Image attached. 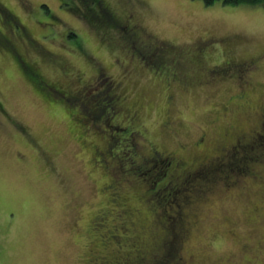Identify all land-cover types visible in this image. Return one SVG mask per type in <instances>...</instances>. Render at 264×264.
Returning <instances> with one entry per match:
<instances>
[{
	"label": "rangeland",
	"instance_id": "1",
	"mask_svg": "<svg viewBox=\"0 0 264 264\" xmlns=\"http://www.w3.org/2000/svg\"><path fill=\"white\" fill-rule=\"evenodd\" d=\"M65 1L0 0V8L9 9L44 50H28L24 37H18L12 28L6 29L8 26L0 21L8 38L2 41L11 48H0V264H85L90 242L100 238L87 232L88 222L102 206L109 210L114 206L134 209L129 221L137 222L133 229L139 237L144 232V251L155 255L160 247L155 243L160 231L156 225L161 217L176 211L174 205L166 207L162 196L156 203L155 192H159L158 186L167 184L164 188L169 193L172 181L182 182L194 175V184L201 192L192 191L181 203L190 229L180 244L176 238L163 244L167 254L171 253L166 264H181L182 260L187 264H264V146L252 148L258 156L254 164L251 162L257 171L255 177L237 174L232 168L223 171L222 166L214 167L209 174L204 171L219 165L218 159L202 170L193 168L194 163L205 160V154H211L213 143L218 141L222 147L237 136V131H229L230 124L236 123V130L256 127L259 115L253 108L264 105V6L223 4L221 0L211 5L202 0H102V6L107 5L117 21L115 16L133 13L140 20L141 33L154 36L156 45H172V52H181L178 59L185 55L186 60V52L196 39L214 37L225 38L226 46L223 51L216 48L208 52L205 66L224 58L256 61L239 82L235 74L212 86H196L193 82L182 86L175 82L167 85L161 74L164 69L155 71L156 66L147 57L145 61L141 58L143 64L130 60L138 46L126 32H117L119 28L113 31L112 18L100 22L107 14L98 13L100 18L89 20L85 14L92 4ZM17 51L24 60L27 57L37 65L48 80L67 77L75 84L77 74L82 73L85 80L99 76L103 84L88 92L95 104H90L91 109L103 103L96 102L98 91L104 92L112 81H122V89L116 92H126L127 100L121 108L132 103L142 107L137 129L143 136L126 140L137 144L136 150L106 157L108 173L100 169V163L92 168L89 158L94 147L108 144L110 151L116 152L119 141L123 142L120 139L129 135L118 131L121 118H125L118 109L109 117L108 106L116 110L120 103L110 100L105 108L107 116L96 117L86 104H72L70 108L47 100L22 72L14 56ZM184 70L195 71L188 65ZM241 89L246 101L238 97ZM109 93L113 95L111 89ZM166 113L171 122L168 128H162ZM262 123L264 129V120ZM201 134L202 145L196 147ZM236 138L230 156L238 148L246 149L242 145L248 138ZM149 142L158 152H174L181 157L170 159L166 154L168 159L163 157L162 162L160 158L156 162L141 160L148 154ZM128 153H134V165L140 163V175L124 182V176L129 175ZM170 222L176 230V222ZM116 245L109 237L106 243L97 245L101 250L97 255L112 257ZM100 246L107 247L106 251Z\"/></svg>",
	"mask_w": 264,
	"mask_h": 264
},
{
	"label": "flooded vegetation",
	"instance_id": "2",
	"mask_svg": "<svg viewBox=\"0 0 264 264\" xmlns=\"http://www.w3.org/2000/svg\"><path fill=\"white\" fill-rule=\"evenodd\" d=\"M80 1H84V2H89L90 5H96L98 8H96L95 6L91 5L90 11L87 12L85 15L87 16H91L92 19L94 18H98L100 16H102L103 14H107L108 16L105 17L108 19V17L112 18V12L110 11V9L108 8L107 5H103L102 6V0H80ZM105 1V0H104ZM67 2V1H65ZM107 8V10H106ZM97 10H100L99 12H97ZM98 13H101V15L99 16ZM90 14V15H89ZM114 15V13H113ZM124 16V18H123ZM122 17H116L119 21H117L116 19L112 18L114 20V26L113 27V31H115L114 29L119 28L120 31L117 32H121L124 31L126 32V36L129 37V40H134L135 44H137L138 49L134 48L136 51L134 53L131 54L130 56V60H135L137 59L138 62L142 59H144L147 57L148 62L151 63V61L153 62V65H155L156 67H154V70L156 71L157 69H164L161 71L162 76L164 77V82L167 85H171L172 82H175L177 84L180 85H185L187 86L188 84H190L191 82H193V85L196 86H212L215 84V82H217L218 80H222L225 78H233L236 74V78H237V82H239L244 76V74H246V72L248 73L249 71L251 72L252 67H254L256 65V61L254 60H237L235 58H224L221 62H219L218 64L212 65V66H205L204 65V57L205 55L210 52L211 50H214L216 48H219V50H222V47L226 46V40L225 38H214V37H207L205 39L202 38H198L194 41V45L192 47H190L188 49V52H186L188 54L186 60H184L183 58H185L183 55L182 59H178V55L181 52H172V45L163 42L160 43L161 46L156 45L157 44V40L155 39L154 36L150 35V34H145V33H141L142 31V26L140 24V21L137 17H135V15L133 13H129L127 16L126 14H124ZM103 19L100 20V22ZM0 21L1 24H7L6 26L4 25V27L7 28L6 29H13V32L17 35H22L21 37H24V39L27 42V49H31V46L34 45V40L28 37V32L25 28V26L17 19V17L15 15L12 14V12L7 9L5 6H2V8H0ZM6 21V22H4ZM121 24V25H120ZM116 33V32H115ZM13 34V33H12ZM131 36V37H130ZM2 38V39H1ZM7 35H6V30H3L0 27V42L3 43L5 40L6 41ZM11 40V39H10ZM12 42V40H11ZM31 45V46H30ZM38 45V44H37ZM33 47V46H32ZM40 46H38L39 48ZM7 50V49H5ZM40 51H44L42 49L39 48ZM223 51V50H222ZM123 54L122 57L123 59L125 58V50H122ZM13 53V52H12ZM174 53H177L176 55H174ZM139 55V56H138ZM174 55V56H173ZM15 59L17 60V62H19V60L21 59L22 62H25L26 64H29L31 67L34 66L38 71H40V68L35 65V64H31L29 62V60L27 59V57L25 58V60L22 58L23 55L19 54L18 51L14 53ZM24 57V56H23ZM188 57H190L188 59ZM19 60H18V59ZM260 58V57H259ZM258 59V58H257ZM141 62V61H140ZM143 64V62H141ZM19 66L21 67V63H18ZM188 66H192V68L195 69V71H185L184 69ZM205 66V67H204ZM61 68V67H60ZM149 69V68H148ZM183 69V70H182ZM22 72L24 73L23 69L21 68ZM238 74V75H237ZM25 75V73H24ZM82 75V73H81ZM81 75L77 74L75 76L76 78V83L73 84L69 78L65 77L66 79H64L63 81H60V83L63 84V86H68L67 90L69 94H73L76 93V95L78 96V102L76 103L77 105L79 104V102H83L85 103L86 101L89 100L88 97V92L93 90H98V87H100L103 82L102 80L99 79V76H95V77H88L83 78L81 77ZM26 76V75H25ZM26 78L28 79V81L30 82V84L33 86V83L30 81L29 77L26 76ZM229 78V79H230ZM42 85L44 83V89L39 90L36 87V90L38 91V93H40L44 98H46L49 101H59L61 100V104L62 106L68 104V106L71 108V105H69V103H67L66 101V97L64 94H62L59 90V86H57L56 83H58V81L55 82H51L48 80L45 81H41ZM77 83H79V86H77ZM92 83L95 85V87L92 86ZM80 84H82V86H80ZM41 88V87H40ZM108 91L111 89V91L113 92V96L118 100L117 102H119L120 104L115 108L110 107V114L109 117H111L116 111L119 110L120 115L123 116L124 115V119L121 118L119 124L122 125L120 126L118 131H127L129 133L127 138H124L123 140H127V139H133L134 136L138 137V136H143V131H141L140 129L138 130V121H139V117L141 115V110L142 107L136 103H132L128 108L125 107V105H123V107L121 108V103H124L125 100H127V95L126 92L125 94H123V91L121 93H117L116 91H119L122 89V81H112L111 83H109L107 85ZM244 89H241L239 91V97L240 99H242V101H246V94H244L245 92H243ZM170 98L168 97V103L170 104ZM65 102V103H64ZM91 103V105L94 107L95 104L91 101H89ZM246 104H244L245 108H247L248 103L245 102ZM115 105V104H114ZM118 109V110H117ZM254 112H256V114H258V120L256 122V127H252L248 130H236V123L230 124L229 131H237L236 135L240 136L242 139H246L249 138L253 135V133H259V131H261L263 129V120H264V105L262 106H256L253 108ZM252 110V109H251ZM222 111L225 113L226 112V107L224 106L222 108ZM165 114V113H164ZM171 120H170V116L168 113H166V116L163 120L162 123V128H168L169 124H170ZM108 127H114L110 124H108ZM83 130H86V128L82 127ZM81 128H79L78 130L82 131ZM71 132L75 131V129H71ZM237 136H232V138H230L222 147H220L219 144H217V142L213 143L212 146L210 147V152L211 154H205L207 157H204L205 160H199V164L201 166H207L212 162H215L217 159L219 158H223L226 157L227 154H229V149L233 148L234 145H237ZM142 138V137H141ZM204 138V135L201 134L200 137L196 140L195 142V146L196 147H200V145H202V140ZM122 140V141H123ZM129 144V143H128ZM132 146L133 151L136 150L137 148V144L133 143V144H129ZM149 151L147 156H143L142 158L140 157L141 160H146L147 162L150 161H154L156 162L157 158H160V162H162V159L164 157V159H168L166 154L169 155L170 159H174L177 157H181L176 155L174 152H166V151H161L158 152L155 148H153V145L149 142ZM110 146L104 145V146H100V148H93V153L89 158V161L92 165V168L95 167L96 163H100L99 166H101V170L104 171L105 173L107 172V169L109 170V165L106 159V157H116L117 153H113L112 151H110ZM204 150L201 149L200 152H203ZM209 150H206L204 152H208ZM98 156L97 158L95 157ZM178 159V158H177ZM185 162V161H184ZM133 163V161L131 162ZM189 164H193L192 162H190ZM199 164L194 163L193 164V168H198ZM130 178L124 176V182L125 181H129L130 182ZM109 183V181H108ZM107 186V181H105V186H102V188L105 189V187ZM110 188H114L113 186H110ZM109 190V189H108ZM110 194V193H109ZM93 219V213L92 216L90 217L89 220V224L90 225L91 221ZM182 264H187L186 261L182 260Z\"/></svg>",
	"mask_w": 264,
	"mask_h": 264
},
{
	"label": "trees",
	"instance_id": "3",
	"mask_svg": "<svg viewBox=\"0 0 264 264\" xmlns=\"http://www.w3.org/2000/svg\"><path fill=\"white\" fill-rule=\"evenodd\" d=\"M65 1V0H63ZM217 0H202V2L205 5H211L214 2H216ZM221 2L223 4H231V5H236V4H248V5H259V6H264V0H221ZM100 18V17H98ZM89 20H95L94 17L92 19L91 16H88ZM101 19L106 20L107 18L102 17ZM6 22V21H4ZM19 37V35H17ZM29 38H31L28 35ZM13 42V41H12ZM34 45H30L31 46V50L33 48L36 49L38 46L40 45L37 41L34 40ZM38 44V45H37ZM1 47L0 48H4V49H11L9 48L8 45H4V42L1 43L0 42ZM11 46L14 48L13 43L11 44ZM39 49V48H38ZM18 59V58H17ZM19 60V59H18ZM18 63H21V67L25 73V75L27 77H29L30 81L33 83L34 88L36 87L39 90L44 89V83L42 85L41 81H45L48 80L46 77H44V75L41 73V71H38L34 66H30L29 64H26L25 62H22L21 59L19 60ZM61 78V77H60ZM56 78V80H48L51 82H55L58 81L59 79ZM64 79H66L64 77ZM62 78V81L64 80ZM69 80L72 82V80L69 78ZM76 80V79H75ZM57 86H59V90L62 94L65 95L66 97V101L67 103L70 104H76L78 102V96L76 95V93L73 94H69L68 93V86H63L62 83H60V81H58V83H56ZM41 87V88H40ZM35 88V89H36ZM103 91V90H101ZM108 88H105L104 92H100L98 91L95 95L96 102L99 101H103V103L96 107L91 109L90 107V102H93L92 100H88L83 104H86L87 108L90 109L89 111L92 112V115L99 117V116H107L105 111H107L106 108V104L107 102H109L110 100L115 101L116 98L111 95L108 94ZM245 94V93H244ZM239 97V96H238ZM241 97V96H240ZM239 97V98H240ZM61 100H59L60 102ZM61 103V102H60ZM65 103V102H64ZM81 103V102H79ZM110 108V106H108ZM106 118V117H105ZM124 138H121L120 140H123ZM264 142V129H262L261 131H259V133H253V135L251 137L248 138V140L242 145V147L246 148L244 151L242 150V148H238L235 151V155L230 156L229 154H227L226 157H221L218 159L217 162H219V165H213L210 166L212 168L208 167L207 169H205V172H209L211 170L214 169V167H219L222 166L223 168H220L223 171H230V168L234 169V171L237 174H240L239 172H241V174H245L247 173L248 175H252L255 177L257 171L255 170L256 168L253 167V162H256V158H258V156H256L257 154H255V151L252 152V148L257 149V148H262L263 143ZM238 147V146H237ZM132 152L133 148L131 145L128 144V141L126 142V140L123 142L119 141L118 143V151L113 152V153H121L124 155L127 152ZM239 151V152H238ZM239 153V154H238ZM134 155V153H133ZM133 155L132 153H128V158L126 159H130V161H128L127 166H126V174H129L126 177H129L132 181V175L137 174V176L140 175V173L138 172L137 168L140 167V163L138 165H134L133 163H131L133 160ZM120 157V156H119ZM120 159L122 160V158L120 157ZM230 159V160H229ZM125 160V159H123ZM216 162V163H217ZM253 164H252V163ZM259 162V161H258ZM142 167H145L146 170H149V166H144L141 164ZM152 166V165H150ZM129 167V169H128ZM202 167H198L196 168V170H202ZM200 168V169H199ZM136 170V171H135ZM140 170V168H139ZM197 170V171H198ZM203 171V172H204ZM196 172V171H195ZM200 173V172H199ZM227 173V172H226ZM198 174V173H197ZM195 177V175L193 176ZM192 178H187L184 181H172V184L169 188V193H167V191H165V186L163 187H159L158 186V191L159 192H155V201L157 203V199H159V196L163 197V203L166 205V207H169L171 205H174L176 207V211L173 214H166L165 217L163 216V218H160V223H158L156 225V227H158V231L159 232V236L158 235H153L157 238L156 240V246H158L160 244L159 250L157 251V253H155V255L151 254L148 251H144L146 242L144 240V236H142V234L144 233H140V237L135 233L133 226H138L137 222L134 223L133 220L131 219V221H129V218H132V215H134V212H136L134 209L132 208H128V206H123L122 208L118 207V206H114V208H112L111 210H109L108 206H102L99 207L98 209H96L93 213V219L89 225V229H88V233H92V235H96L99 236V241L94 237V241L90 242L91 246H88V255L86 256V261L85 264H166L168 259L171 258V253L167 254L166 251V246H163L164 243H170V241H172V239H177L176 241L179 242V244L186 238L188 231L190 229V223L189 220H187V218H184V207L181 206V203H185L184 200H186V197L192 192L193 194L196 193L197 191L201 192V190L198 189V185L195 183L194 184V179ZM201 177L197 175V178ZM193 179V180H192ZM157 180L155 179V182ZM197 185V186H196ZM119 189V188H117ZM160 190L163 192L162 194L160 193ZM197 190V191H196ZM165 191V192H164ZM117 192V191H116ZM161 194V195H160ZM116 193L114 195V201L116 200ZM112 200V201H113ZM160 200V199H159ZM158 200V205H160V202ZM146 200H144L145 203ZM109 205V203H108ZM182 207V208H181ZM168 215V216H167ZM169 218V219H168ZM187 221H186V220ZM154 222H156V219H152ZM170 221H175L176 222V230H173V224ZM152 222V221H151ZM171 225V227H170ZM102 229H99L101 228ZM187 227V230L186 228ZM104 229V230H103ZM100 231V233H98L97 235V231ZM148 232H150V230H147ZM174 236V237H173ZM109 237H112L115 241H116V249H113V256L112 257H106V256H101L99 257L98 254V244L102 245V243H106V241L109 239ZM138 237V238H137ZM145 238H148L147 236ZM153 241V240H152ZM95 243V244H94ZM91 247V249H90ZM97 249H96V248ZM102 249H104V251H106L107 247H103L100 246ZM162 247V248H161ZM161 248V249H160ZM99 251H101L99 249ZM100 253V252H99ZM102 255V254H101ZM173 257V256H172ZM182 264V263H181Z\"/></svg>",
	"mask_w": 264,
	"mask_h": 264
}]
</instances>
